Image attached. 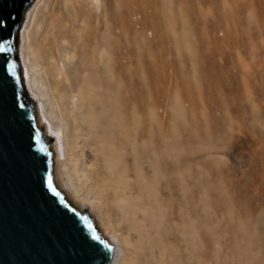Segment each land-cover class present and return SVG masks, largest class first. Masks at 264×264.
I'll list each match as a JSON object with an SVG mask.
<instances>
[{"label": "rangeland", "instance_id": "374dc122", "mask_svg": "<svg viewBox=\"0 0 264 264\" xmlns=\"http://www.w3.org/2000/svg\"><path fill=\"white\" fill-rule=\"evenodd\" d=\"M98 10L117 15L113 56L143 84L145 108L118 73L120 92L104 85L100 96L159 117V148L133 141L121 157L159 185V264H264V0H101ZM65 140L62 127V159Z\"/></svg>", "mask_w": 264, "mask_h": 264}, {"label": "bare ground", "instance_id": "6f19581e", "mask_svg": "<svg viewBox=\"0 0 264 264\" xmlns=\"http://www.w3.org/2000/svg\"><path fill=\"white\" fill-rule=\"evenodd\" d=\"M100 4L39 0L32 28L23 31L25 22L21 24L19 61L40 128L55 138L54 183L67 202L89 212L109 240L113 257L108 264H159V185L147 187L135 161L128 156L121 160L123 151L135 150L133 141L144 139L146 153L159 148V117L131 114L130 98L100 96L104 85L120 92L118 73L138 95L135 106L145 108L143 84L113 56L118 50L117 15L101 18ZM126 57L129 64V52ZM142 67L147 79H154L147 63ZM43 99L48 107L39 105ZM62 127L72 137L64 142V159L58 153Z\"/></svg>", "mask_w": 264, "mask_h": 264}, {"label": "water", "instance_id": "95a60500", "mask_svg": "<svg viewBox=\"0 0 264 264\" xmlns=\"http://www.w3.org/2000/svg\"><path fill=\"white\" fill-rule=\"evenodd\" d=\"M24 3L0 0V264H108L109 240L54 183V137L40 128L19 61Z\"/></svg>", "mask_w": 264, "mask_h": 264}, {"label": "snow or ice", "instance_id": "6c2138e0", "mask_svg": "<svg viewBox=\"0 0 264 264\" xmlns=\"http://www.w3.org/2000/svg\"><path fill=\"white\" fill-rule=\"evenodd\" d=\"M7 21L4 20L3 18H0V40L5 39L2 35V30L4 27H6ZM6 49L3 47H0V51H5Z\"/></svg>", "mask_w": 264, "mask_h": 264}, {"label": "trees", "instance_id": "16d2710c", "mask_svg": "<svg viewBox=\"0 0 264 264\" xmlns=\"http://www.w3.org/2000/svg\"><path fill=\"white\" fill-rule=\"evenodd\" d=\"M29 2V0H25V3L22 5V7H21V16H22V12H23V10H24V8H25V5L27 4ZM20 16V15H19Z\"/></svg>", "mask_w": 264, "mask_h": 264}]
</instances>
